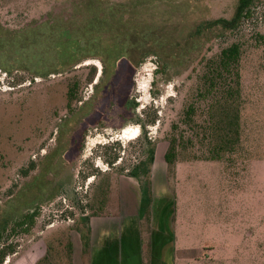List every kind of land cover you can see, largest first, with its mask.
<instances>
[{
  "label": "rangeland",
  "instance_id": "rangeland-1",
  "mask_svg": "<svg viewBox=\"0 0 264 264\" xmlns=\"http://www.w3.org/2000/svg\"><path fill=\"white\" fill-rule=\"evenodd\" d=\"M116 1L121 0H111ZM186 1L187 13L175 17L179 24L174 31L176 52L165 48L167 40L158 35V44L145 46L150 56L138 69L128 61L122 63L123 96L137 99V112L125 106L115 111V105L108 110L95 98L89 109L82 111L81 104H75L70 113L68 86L80 78L83 69L36 78L35 82L29 75L17 74L20 72L10 76L5 70H15L19 57L0 46V256L8 248L14 252L5 264H37L44 253L48 260L42 264H71L73 239L87 235L91 218L99 216L102 207L106 206L102 213L119 219L124 229L129 220H139V216L150 220L155 200V214L161 212L163 227L170 230L179 253L174 264H264L263 44L246 45L241 64L238 151L210 160L212 153L203 144L204 129L200 127L197 135L201 138L195 146L178 145L175 165L165 161L170 140L175 137L180 143L184 126L178 124L193 100L200 59L217 46H227L244 36L264 35V0L236 35L223 36L219 31L195 32L207 21L232 18L237 0ZM74 2L0 0V24L14 30L48 14L69 17ZM186 44L189 53H183ZM175 57L182 61L175 70L177 76L159 86L161 96L153 98L157 62ZM88 65L96 66L98 73L96 80L83 88L85 100L93 97V86L103 68L97 59L83 67ZM20 76L26 81L18 83ZM150 105L160 111V122L150 128L156 158L150 182L139 178L145 182L141 188L138 180L129 176L147 159L137 141L142 130L132 122L136 113ZM174 124L179 126L176 131ZM135 131L137 137L131 139ZM108 143L115 146L105 149L103 145ZM35 211L38 215L32 227L15 226ZM163 227L157 225L160 231ZM144 232L147 245L149 228Z\"/></svg>",
  "mask_w": 264,
  "mask_h": 264
},
{
  "label": "trees",
  "instance_id": "trees-1",
  "mask_svg": "<svg viewBox=\"0 0 264 264\" xmlns=\"http://www.w3.org/2000/svg\"><path fill=\"white\" fill-rule=\"evenodd\" d=\"M260 2L237 0L232 18H219L202 23L195 33L201 35L211 30L221 32L222 36L236 35L242 24L253 17ZM187 11L186 0H121L115 3L111 0H75L69 17L48 14L43 19L31 20L14 30L0 24V46L14 51L19 57L15 70L5 72L10 76L14 72H20L17 74L29 75L31 81L35 82L36 78L69 75L83 69L84 73L80 78L73 80L68 86L67 108L70 113L74 112L75 104H81L82 111L89 109L95 98L108 110L115 105V111L117 107L125 106L137 112L139 108L137 99L123 96L125 77L122 63L128 61L138 69L150 56V52H145V46L158 44L155 42L160 41L159 36L167 40L165 48L170 47L171 50L174 48L176 52L174 31L179 24L175 17ZM251 42L264 45V35L256 34L250 39L244 36V39L240 38L227 46H217L215 51H210L212 54L202 56L193 100L185 108L178 124L184 126L179 136L180 143L177 138H172L165 154L168 165H175L178 145L183 148L195 146L194 142L201 138L200 134L197 135V129L200 127L204 129L203 144L208 145V151L212 153V156L208 157L210 160H220L224 155H232L238 151L243 104L241 64L245 47L251 45ZM189 51L191 50L186 44L183 53ZM31 53L32 59L29 58ZM50 53H53L54 57ZM94 59L99 60L103 68L97 83L93 86V97L85 100L82 96L83 88L96 80L98 72L96 66L83 67V64ZM170 60L166 59L164 63L157 62L158 68L154 73L151 92L155 99L161 96L158 87L170 83L177 76L175 70L182 63L176 57L175 60ZM25 79L20 76L17 82H25ZM150 106L136 113L132 122L142 130L137 141L143 149V154L147 156L146 162H142L141 166H135L129 175L139 181L141 188L145 187V182L139 178L142 176L146 182H150L156 158V147L150 136V128L160 122V111L155 109L154 105ZM197 120H202L201 124ZM178 125L172 126L173 131L178 129ZM187 134L190 136L186 137ZM112 146H115V143L103 145L105 149ZM105 208L106 206L102 207L98 215H102ZM37 215L38 212L35 211L14 224L17 228H25L28 224L32 227ZM3 228L5 231L6 227ZM87 231V235L83 236L86 246L91 232L90 222ZM2 236L0 233V241ZM73 250L71 244L69 249L71 264ZM11 254H14L13 248L1 252L0 264H4ZM47 260L48 255H44L37 264Z\"/></svg>",
  "mask_w": 264,
  "mask_h": 264
},
{
  "label": "crops",
  "instance_id": "crops-1",
  "mask_svg": "<svg viewBox=\"0 0 264 264\" xmlns=\"http://www.w3.org/2000/svg\"><path fill=\"white\" fill-rule=\"evenodd\" d=\"M130 180L136 181L133 178ZM157 202H153L150 220L149 217L143 220L139 216V220H129L130 225L124 229L119 219L105 214L92 217L88 245L81 235L73 239L72 264H174L173 260L179 253L170 230L163 227L161 212L155 214ZM144 222L146 225L143 227ZM157 225L164 230H158ZM145 227L149 228L147 245Z\"/></svg>",
  "mask_w": 264,
  "mask_h": 264
},
{
  "label": "bare ground",
  "instance_id": "bare-ground-1",
  "mask_svg": "<svg viewBox=\"0 0 264 264\" xmlns=\"http://www.w3.org/2000/svg\"><path fill=\"white\" fill-rule=\"evenodd\" d=\"M136 131L134 132V134H133V137L131 138V139H135L137 136H136Z\"/></svg>",
  "mask_w": 264,
  "mask_h": 264
}]
</instances>
